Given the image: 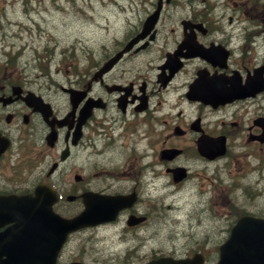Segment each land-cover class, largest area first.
<instances>
[{"label":"flooded vegetation","instance_id":"1","mask_svg":"<svg viewBox=\"0 0 264 264\" xmlns=\"http://www.w3.org/2000/svg\"><path fill=\"white\" fill-rule=\"evenodd\" d=\"M156 3L123 8L99 52H63L55 74L50 54L2 51L0 264L7 251H52L58 217L76 216L86 201L105 217L118 210L68 232L54 264H95L70 242L105 229L134 239L180 189L209 207L196 233L205 240L223 239L242 214L261 215L236 192L250 195L248 160L264 151V0H163L151 29L98 73ZM256 68L263 88L251 92ZM216 206L225 208L218 217ZM196 252L191 264H216L218 251L182 256Z\"/></svg>","mask_w":264,"mask_h":264},{"label":"rangeland","instance_id":"2","mask_svg":"<svg viewBox=\"0 0 264 264\" xmlns=\"http://www.w3.org/2000/svg\"><path fill=\"white\" fill-rule=\"evenodd\" d=\"M115 1L41 0L37 3L29 0L26 6L24 0H11L0 12V55H3L2 51L14 52L18 48L26 58L35 52L50 54L48 57L53 58L51 71L55 74L56 62L63 57V52L71 55L75 48L85 47L94 48L95 54L100 51L109 31L123 22L124 2L117 0V4ZM128 1L131 4L126 1L125 7L135 11L147 4V0ZM261 156L262 160H253L251 180L261 179V176L264 180V152ZM260 184L254 183L247 198L237 190L240 206L244 204L248 209L264 213V185ZM207 207L202 197L192 196L187 190L180 189L174 192L172 199L165 198L164 204L159 203L158 219L150 220V224L143 227L136 238H120L111 229H105L99 230L87 241L82 235L71 241L68 247L83 248L85 251L82 252L94 258L95 264H119L124 252L130 250L136 253L129 264H146L152 255L167 252L183 255L199 248L213 251L215 244L220 242L218 239L198 237L207 223ZM215 210L218 217L225 208L216 206ZM196 233L199 235L196 236Z\"/></svg>","mask_w":264,"mask_h":264},{"label":"water","instance_id":"3","mask_svg":"<svg viewBox=\"0 0 264 264\" xmlns=\"http://www.w3.org/2000/svg\"><path fill=\"white\" fill-rule=\"evenodd\" d=\"M83 219L88 217L83 212ZM86 220V219H85ZM99 220V219H95ZM240 222V223H239ZM239 223V224H238ZM238 225L233 226L231 235L220 246V260L218 264H264V219L252 217L241 218ZM82 224L78 219H57V233L53 241L57 243L53 251H7L4 264H53L56 250L64 241L69 230ZM248 234L249 237H241V234ZM48 243L50 239H43ZM51 248L50 245H46ZM183 259L160 258L150 261L147 264H183Z\"/></svg>","mask_w":264,"mask_h":264}]
</instances>
